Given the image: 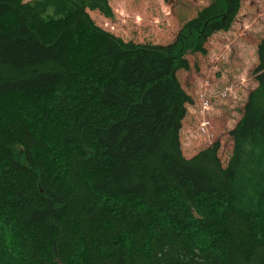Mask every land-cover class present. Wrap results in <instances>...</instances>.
I'll return each instance as SVG.
<instances>
[{
  "label": "trees",
  "instance_id": "trees-1",
  "mask_svg": "<svg viewBox=\"0 0 264 264\" xmlns=\"http://www.w3.org/2000/svg\"><path fill=\"white\" fill-rule=\"evenodd\" d=\"M111 1L0 0V264H264V35L227 165L181 142L178 73L245 0L167 45L100 27Z\"/></svg>",
  "mask_w": 264,
  "mask_h": 264
},
{
  "label": "rangeland",
  "instance_id": "rangeland-1",
  "mask_svg": "<svg viewBox=\"0 0 264 264\" xmlns=\"http://www.w3.org/2000/svg\"><path fill=\"white\" fill-rule=\"evenodd\" d=\"M31 1V0H26ZM210 0H112L114 19L90 12L103 29L126 41L167 45L183 24ZM264 35V0H245L229 32L216 33L205 55L188 56L189 71L179 80L193 103L183 123L181 142L186 158L221 144L220 158L227 165L233 140L230 132L243 117L249 94L257 87L258 45Z\"/></svg>",
  "mask_w": 264,
  "mask_h": 264
}]
</instances>
